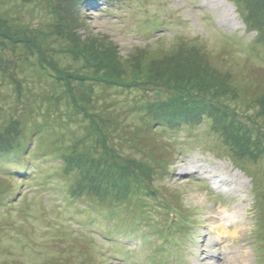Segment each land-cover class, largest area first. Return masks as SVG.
Wrapping results in <instances>:
<instances>
[{"label":"rangeland","instance_id":"rangeland-1","mask_svg":"<svg viewBox=\"0 0 264 264\" xmlns=\"http://www.w3.org/2000/svg\"><path fill=\"white\" fill-rule=\"evenodd\" d=\"M257 33L264 37V0H0V146L10 149L22 115L53 124L42 120L53 99L62 110L77 102L97 127L99 122L103 126V116L117 115L126 134L130 127L140 128L138 133L147 131L150 142L159 140L170 151L167 175H174L163 184L184 191L183 203L194 215L188 240L172 242L168 232L160 235L150 223L137 225L136 220L137 235H125L128 228L113 231L111 210L86 199L88 194L67 198L71 181L58 174L59 161L53 155H38L44 163L35 159V176L8 174L3 161L0 183L14 184L19 195L10 202V214L0 208V264H75L80 259L87 264H264V206L257 204L253 191L259 175L251 164L247 171L238 157L249 154L252 163L259 155L263 162L259 151L264 154V142L250 146L247 140H257L256 128H235L228 122L221 129L232 128L222 132L230 140L227 148L216 137L220 128L208 126L227 121L220 108L239 120L233 110L249 107L239 98L244 93L260 91L264 96V45L252 42ZM179 36H198L209 60L194 51L167 57ZM236 86L243 94L235 96ZM136 103H146L157 117L156 127L147 128L143 116L130 111ZM204 111H209L205 117ZM186 118L198 121L195 135H189L192 126ZM178 120L183 125L175 124ZM99 130H94L97 138ZM46 141L52 144L51 137ZM127 151L106 148L101 154L111 169L113 161L118 163L115 158L119 161ZM91 155L68 160V167L89 175V181H82L88 190H99L101 175L110 180L116 171L97 169L99 160ZM208 169L218 170L228 182L208 177ZM50 172L53 176L44 178ZM75 187L83 189L79 183ZM107 232L117 239H108ZM143 233H148L145 239Z\"/></svg>","mask_w":264,"mask_h":264},{"label":"trees","instance_id":"trees-1","mask_svg":"<svg viewBox=\"0 0 264 264\" xmlns=\"http://www.w3.org/2000/svg\"><path fill=\"white\" fill-rule=\"evenodd\" d=\"M242 6L243 5L241 4L242 13L245 15ZM247 28L251 30V26H248ZM108 35L111 36L110 34ZM179 37L181 38V36ZM189 38L190 37L181 38L180 40L171 42V46H169V48L167 49L166 56L172 57L173 55L176 56L179 52L187 51L189 53V51H194L198 54L200 59L205 58L209 60L210 55L205 53L204 49H202L201 47V44L197 42L198 36H191V39ZM256 41L264 45V37H262V34H256L255 39H252V42ZM5 46H8V43L4 44V46L1 47L4 48ZM168 60L172 59L168 58ZM182 63L185 64V62H180V64ZM45 70L46 69L44 68V72ZM49 75L51 79L57 80L55 75ZM23 80L24 79H20V81L22 82ZM75 87L80 88V85L78 84V86ZM234 89L235 96L237 93L243 94V88L236 86ZM249 94L250 95L244 93L242 97H239L245 100L243 105H249V107L246 108L247 110L244 107H241V104L238 105L241 108L235 107L233 110V113L236 116H239L240 118L238 117V119L243 122H240L239 120L235 121L233 114L229 115L228 112H226L227 110L225 111L223 108H220L218 110V113H221L222 115L224 114L227 118V121L224 122V120H222L223 118H221V123L216 122L208 124L210 129V126H213L214 128H220V131L216 133V137L218 140H220V142L225 143L227 148H229L230 140L227 139L225 141L226 135L224 136L222 132H225V130L226 132H229V128L231 127L224 130L221 129L226 127L228 122H230L231 126L235 128L237 127V124L239 126H242L243 128L246 127V124H249L250 128H256L255 135L257 140H247L250 146L264 142V96H260V91L257 93L255 92L254 94ZM206 101L210 102V104H214L213 100L206 99ZM145 105L146 103H136L135 106H132L129 109L133 114H135V116H138L139 114L143 116L142 124L146 123L147 128L152 129L156 127L157 121L155 120L157 119V117L155 116V114L148 111ZM67 107V110H62L59 100L53 99L50 101L48 108L45 109V118L42 120H53L54 123L51 125L36 121L38 119H36L35 116L25 115L23 117L22 115V119L19 120L22 121V124H19L21 126V129L19 133L14 137L10 149H5L2 148L3 146H0V162L4 161L6 163L7 166L5 168L8 169V174L14 172V174L19 173L21 175L35 176V174H39V171H36L39 168L36 167L37 169H35V166L34 168L32 167V165L36 163L35 159H37V161H40V164L42 165L44 163V159H39L38 155H53L52 157L56 158V160L59 161L57 167H59L61 171H59L58 174L61 177H67L68 182L71 181L69 186L66 185L70 196H65L67 198H71L70 200L73 201L75 200V197L82 196L81 193H85L89 195H85L86 199L90 198L91 202L93 201L94 203H96L97 201V203L102 204L103 207L111 210V212L113 213L111 215V218L115 220L113 231L117 228L125 227L128 228L127 232L124 233L125 235L136 236L138 233L137 230L139 229L136 228V230H133V228L135 227V223L133 221L136 220L138 222L137 225L142 222L150 223V225L156 228V232H159L160 235L168 232V235L171 238L170 240L172 242H180L187 239L188 237H191L189 230H191V228L193 227L192 219L194 218V215L191 213V208L189 207V205L183 203L182 199L185 198L184 191L175 190V188L171 191V189H173V187L170 186L171 183L169 185H164L167 180L172 182L170 177L174 175V173L172 174V176L167 175L170 166V151H168L167 148L164 149L160 145L159 140L150 142L149 135L147 136V131L145 133H138L140 128L139 130H136L135 127H130L129 129L127 128L128 130L126 131L128 133L126 134L124 131L119 129V118L117 115H115L114 117L103 116V126L101 122H99L97 123L99 127H97L94 123L92 124V119H90V121L88 122L87 111L83 112L77 102L70 103ZM88 107L89 106L87 105L86 110L88 109ZM139 108H141L142 111L141 109L139 110ZM242 108H244V110ZM41 109L40 107H38V110L41 111ZM138 111L139 113H137ZM32 112H35V110L32 109ZM84 113L86 118H84ZM208 113L209 111H204L202 114L205 117ZM28 118H33V122L29 123L28 120L30 119ZM185 120L186 125L190 124L192 126L189 135H195L200 131L198 130L200 128V125H198V121L194 122V120H190L188 118H186ZM76 123L79 124L74 127L70 126L71 124ZM183 123V120H178L177 122H175V124L177 125H183ZM96 128H99V131L101 132V137L98 138H102L97 142L96 139L98 138L94 133V130ZM214 128L212 130L215 131ZM72 130L76 131V133L72 134ZM178 130V128H175V131L177 133ZM162 131L166 132L165 126L162 127ZM88 133L89 136H87ZM122 134H126V136L123 137ZM258 135L262 136L263 141ZM46 137H51L52 144L46 141ZM81 138L82 141L79 142V139ZM192 141L195 140L192 139ZM164 145L167 144L164 143ZM33 147L35 148V150L32 151ZM106 148H109L115 153L116 151L123 152L126 148H128V151L124 153V155L119 156V161L115 158L118 163L114 164L113 161V166L111 169H109L107 160L104 159L103 154H101V152ZM262 148L264 149V143L262 145ZM56 150H59V152ZM55 151L56 154H52V152ZM224 151L226 152V150ZM227 151L230 154V150ZM85 153H87L89 156H92V153L93 156L94 154H96L91 159L99 160V163H96L97 169H104V171L110 170L112 172L116 171V173L114 172L113 179L110 180L107 177L105 178L101 175V178H99V190H93L91 188H89L88 190L84 182L89 181V175L87 173L84 174L83 171L75 172V170H70V168L68 167V160H72V158L81 159L83 158ZM259 153L264 156L261 151H259ZM248 156L250 155L242 153L238 155L239 159H242L241 163L244 168L249 169L251 164V167L254 169L253 173L257 174V176L259 175V178L257 179L255 186L253 187V191L255 196H258L257 204L263 207L264 172L261 173L260 163H263L262 165L264 168V161L260 162L261 159L258 155L253 157L252 163H248L251 162L250 157ZM133 162H135L136 164H133ZM30 167L33 169L32 173L30 171ZM49 170H52L53 174H57V172L53 169ZM52 172H50L51 174L45 173L44 178H51L53 176ZM40 173H42V170L40 171ZM162 177L163 179L161 180ZM80 178L82 179L81 181L79 180ZM154 182H160L162 188H166V190L170 189L171 192L161 190L162 188L159 187L157 188L156 186H154V184H156ZM42 183L43 182H41V184ZM76 183H79L83 189L78 190L75 187ZM0 185L5 186V188H2V191L0 192V208L3 210V213L10 214V202L12 201L13 197L19 195L18 188L12 183L6 186L4 180H2ZM96 195L99 196V199H95L94 196ZM91 202L90 204L93 205ZM23 203L25 202H22L21 204ZM20 206L18 205V208ZM100 213L103 214L102 210ZM97 217L98 216L92 218L91 220L93 221ZM105 217L108 218V214L105 215ZM165 222L167 225H162V223ZM112 233L113 232H107L106 236L109 237L108 239L116 240L117 236ZM147 235L148 233H143L140 237L145 239ZM1 240L2 239H0V241ZM165 240L167 241L168 239ZM166 241L163 242L166 243ZM157 260L160 262L162 261V258H157ZM80 263L87 264V261L86 259H80L79 263L77 262L75 264Z\"/></svg>","mask_w":264,"mask_h":264},{"label":"bare ground","instance_id":"bare-ground-1","mask_svg":"<svg viewBox=\"0 0 264 264\" xmlns=\"http://www.w3.org/2000/svg\"><path fill=\"white\" fill-rule=\"evenodd\" d=\"M208 177H210V178H212V179H216V181L218 182V183H226V182H228V178L227 177H225L224 175H222V174H220L219 172H218V170H213V169H208ZM199 176V175H198ZM221 228H226L225 226H223V225H221L220 226ZM222 261H223V259H221Z\"/></svg>","mask_w":264,"mask_h":264}]
</instances>
